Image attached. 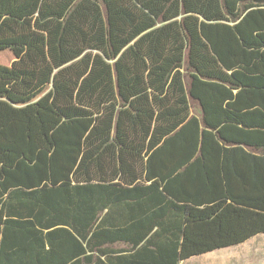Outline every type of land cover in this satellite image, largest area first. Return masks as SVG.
Listing matches in <instances>:
<instances>
[{"label":"trees","instance_id":"obj_1","mask_svg":"<svg viewBox=\"0 0 264 264\" xmlns=\"http://www.w3.org/2000/svg\"><path fill=\"white\" fill-rule=\"evenodd\" d=\"M0 53V264L264 234V0H0Z\"/></svg>","mask_w":264,"mask_h":264},{"label":"crops","instance_id":"obj_2","mask_svg":"<svg viewBox=\"0 0 264 264\" xmlns=\"http://www.w3.org/2000/svg\"><path fill=\"white\" fill-rule=\"evenodd\" d=\"M258 245L264 248V234H259L253 238L235 245L226 248H221L215 251L207 252L192 258H189L184 261H180L178 264H245L248 261H251L256 257V262L251 264H264V249L258 250ZM163 246H170L169 243H163ZM119 254H128V262H140L141 264L146 263L145 259L141 256L139 258L134 257L133 252H130V249H127L124 245H117ZM252 248V250H250ZM245 249H247L245 251ZM133 255H132V254ZM262 255V256H257ZM157 260L159 257L156 253ZM259 259H263L262 262ZM149 264H153V261H149ZM250 263V262H249Z\"/></svg>","mask_w":264,"mask_h":264},{"label":"rangeland","instance_id":"obj_3","mask_svg":"<svg viewBox=\"0 0 264 264\" xmlns=\"http://www.w3.org/2000/svg\"><path fill=\"white\" fill-rule=\"evenodd\" d=\"M3 55H7V56H4V57H3ZM0 60H1V61H0L1 64H3V65H8V64H11L13 58H12V57H8V54H7V53H0ZM260 249H264V248L261 247L260 245H258V250H260ZM246 250H247V249H245V251H246ZM250 250H252V248H251ZM257 256H262V255H257ZM262 260H263V259H259L260 262H262ZM249 262H250V263H249ZM255 262H256V257L253 258L251 261L246 262L245 264H251V263H255Z\"/></svg>","mask_w":264,"mask_h":264}]
</instances>
